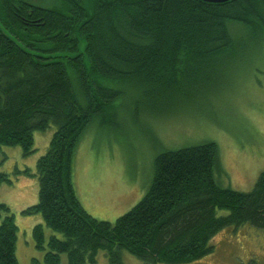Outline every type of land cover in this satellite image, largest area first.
<instances>
[{"label": "trees", "instance_id": "16d2710c", "mask_svg": "<svg viewBox=\"0 0 264 264\" xmlns=\"http://www.w3.org/2000/svg\"><path fill=\"white\" fill-rule=\"evenodd\" d=\"M62 1L67 12L0 0V152L20 146L28 156L34 131L56 127L36 160L37 202L21 210L41 217L32 237L42 262L94 264L103 250L110 264H122L124 252L140 264H182L211 252L222 228H263L264 168L249 191L223 187L215 141L160 151L144 195L114 221L84 208L72 161L95 119L114 126L118 112L143 104L153 114H173L191 87L213 79L214 68L236 62L247 47L239 34L264 40V0ZM22 172L28 168L15 167L13 175ZM8 175L0 171V183L11 184ZM45 228L52 231L47 239ZM16 232L0 201V264H19Z\"/></svg>", "mask_w": 264, "mask_h": 264}, {"label": "rangeland", "instance_id": "374dc122", "mask_svg": "<svg viewBox=\"0 0 264 264\" xmlns=\"http://www.w3.org/2000/svg\"><path fill=\"white\" fill-rule=\"evenodd\" d=\"M26 1L41 7L57 2ZM237 37L247 47L235 53L236 62L214 68L213 79L191 87V98L177 102L173 114H153L143 104L135 112L127 107L118 112L114 126L102 128L98 119L91 122L72 161L75 191L89 214L114 221L144 195L160 151L207 140L218 146L219 183L238 191L252 188L264 168V40L255 44L250 36ZM127 97L136 99L137 94L128 92ZM55 128L50 124L44 131H34V151L28 156H23L20 146L1 148L0 171L7 172L12 183H0V201L14 215L19 264H44L43 250L35 247L32 237V227L42 222L41 217L21 210L37 202L36 160L46 152ZM15 167H27L28 174L14 176ZM51 233L45 228L46 239ZM210 244L211 252L182 264H264V227L231 225L217 232ZM94 264H110L103 250ZM122 264H140V260L124 252Z\"/></svg>", "mask_w": 264, "mask_h": 264}, {"label": "flooded vegetation", "instance_id": "af4514ba", "mask_svg": "<svg viewBox=\"0 0 264 264\" xmlns=\"http://www.w3.org/2000/svg\"><path fill=\"white\" fill-rule=\"evenodd\" d=\"M44 8H48V9H53L55 11L61 10V12H67L68 8L64 6L63 1L62 0H57L56 3H50L48 5V7H44Z\"/></svg>", "mask_w": 264, "mask_h": 264}, {"label": "water", "instance_id": "95a60500", "mask_svg": "<svg viewBox=\"0 0 264 264\" xmlns=\"http://www.w3.org/2000/svg\"><path fill=\"white\" fill-rule=\"evenodd\" d=\"M204 1H209V2H225L228 0H204Z\"/></svg>", "mask_w": 264, "mask_h": 264}]
</instances>
